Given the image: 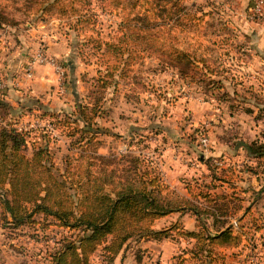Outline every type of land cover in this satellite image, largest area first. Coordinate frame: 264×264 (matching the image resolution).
<instances>
[{
    "label": "rangeland",
    "instance_id": "rangeland-1",
    "mask_svg": "<svg viewBox=\"0 0 264 264\" xmlns=\"http://www.w3.org/2000/svg\"><path fill=\"white\" fill-rule=\"evenodd\" d=\"M253 1L179 0L154 6L151 0H118L114 6L100 0H0V30L8 32L14 59H23L12 73L15 103L0 125L10 122L30 131L26 157L45 139L39 135H47L54 167L60 173L67 169L72 183L81 180L86 161L93 164L88 170L92 182L102 169L106 175L113 171L115 182L121 168L129 166L125 159L137 157L139 168L158 173L173 198L188 199L199 210L231 209L226 220L241 237L237 247L212 248L217 259L198 250L191 254L194 240L180 231L203 235L215 228L209 218L199 221L181 212L186 215L178 230L169 228L160 238H129L109 263L97 247L89 264H264L263 161L243 150L252 140L264 144V7L261 17H250ZM181 13L193 18L181 22ZM135 17L154 21L157 46L203 58L201 70L182 77L175 66L160 61L163 49L138 37L120 45L124 61L114 57L104 43L129 34ZM122 23L126 26L120 29ZM35 49L54 60L42 65L54 80L43 90L51 91L47 101L42 92L25 94L29 83L21 78V66ZM86 102L98 107L95 154L75 145L66 129H54L41 112L67 117L74 104ZM40 218L12 229L0 208V264H49L61 238L73 236ZM169 219L153 229L169 227L174 218Z\"/></svg>",
    "mask_w": 264,
    "mask_h": 264
},
{
    "label": "trees",
    "instance_id": "trees-1",
    "mask_svg": "<svg viewBox=\"0 0 264 264\" xmlns=\"http://www.w3.org/2000/svg\"><path fill=\"white\" fill-rule=\"evenodd\" d=\"M78 1L82 4L84 2ZM100 1L116 6L118 0ZM178 1L151 0V3L158 6ZM254 2L255 0L249 8ZM178 8L183 10L182 5ZM181 14V22L183 19L193 18H189L188 13ZM132 21L136 23L127 26L129 34L118 37L116 43H104L107 51L119 60L124 56L123 47L120 45L124 46L125 39L132 41L138 37L146 45L161 48L153 39L154 33L151 28L155 24L154 21H149L146 17H135L130 19V22ZM124 26L125 23H122L120 29ZM161 49L163 51L159 57L160 61L175 66L182 77L190 76L195 69L201 70V65H204L203 58L195 59L174 47ZM211 83L220 84L219 81ZM96 105V102L74 104L73 112L67 117L45 109H41V112L42 116L48 119L45 121L51 123L54 129H66L68 137L73 138L72 142L75 145L80 146V149L82 146L83 149L90 147L91 152L95 154L93 150V140L97 134L95 119L99 116ZM10 109L9 103L0 99V121L4 115L9 114ZM42 116L39 117L40 121H43ZM9 123L4 122L0 125V190H2L0 208L5 215L6 224L12 229L36 224L38 221L35 217L38 216L41 220H49L50 224L73 233L70 238H61L60 247L50 255L49 264H89L88 257L97 247H101L109 263L129 238H160L166 235L164 233L169 228L178 230L180 227L177 223L161 229L151 227L154 220L171 212H190L199 221L202 218L204 220L209 218L210 225L215 228L213 233L203 235L180 231L182 233L180 236H189L194 240L195 249L190 252L191 254L195 255L198 250L204 256L217 259L216 251H212V248H234L239 245L240 235L232 230L226 220L231 209L225 206L199 210L190 204L188 199L173 198L168 195L158 173L149 167L139 168L142 165L139 158L128 156L129 158L125 160L129 166L121 168L122 173L115 182L113 171L106 175L103 169H100V177H95L92 182L91 179L94 177L90 178L88 170L93 164L86 161V168L83 167L84 171L80 173L81 180L72 183L65 177L67 169L60 173L54 167L47 149V135H39L41 139H45L32 146L29 157H26L23 153L27 142L25 134H29L30 131H16L8 125ZM243 150L250 157L263 161L261 165H257H260L259 172L264 174V144L252 140L243 144ZM79 152L77 151L78 154ZM99 157L101 155L97 154L96 158ZM107 186L109 188L105 189ZM81 188L84 190L80 191ZM202 196L206 200L205 195ZM218 259L222 260L220 256Z\"/></svg>",
    "mask_w": 264,
    "mask_h": 264
},
{
    "label": "crops",
    "instance_id": "crops-1",
    "mask_svg": "<svg viewBox=\"0 0 264 264\" xmlns=\"http://www.w3.org/2000/svg\"><path fill=\"white\" fill-rule=\"evenodd\" d=\"M8 32L6 31H2L0 30V76H2V78H4L5 82H6V88L4 90V92L1 93L0 99H3L4 101L8 102L11 106H13V104L15 103V99H16V93L17 90H14L13 87L16 86L17 87V77H13L12 73L15 69H17V65L21 64V60L23 59H19L16 60L14 59V52L15 50H12V45H11V39L6 36ZM4 36V37H3ZM2 38H4V40H7L6 43H4L2 41ZM54 49V48H53ZM52 49V50H53ZM20 54H23L20 53ZM25 62V61H24ZM23 66V64H22ZM21 66V67H22ZM15 72V71H14ZM28 86L26 87V90L30 88V91H28L27 94L28 96H36V94H41V92L43 93V97H46V101L50 98L49 94L51 91H46L47 93H44L45 90H48V88L54 84V80H53V76L51 75L50 71H47L46 69H44V66L42 65H38L37 67L34 68L33 71V75L32 78L30 80H25ZM29 81V82H27ZM19 83V82H18ZM44 90V91H43ZM14 92H16L14 94ZM72 97L74 95V97H77L76 93H71ZM35 98H39L38 96ZM45 101V100H44ZM73 103V101H71ZM109 186H107L108 189ZM186 215V213L182 214L180 212H171L163 217H160L156 220L153 221L151 227L155 228L156 224H161L163 223L165 220L169 219L170 217L174 218L171 220L170 223H184V216ZM170 220V219H169ZM185 221V220H184ZM164 226V225H162ZM161 227V226H159Z\"/></svg>",
    "mask_w": 264,
    "mask_h": 264
},
{
    "label": "built area",
    "instance_id": "built-area-1",
    "mask_svg": "<svg viewBox=\"0 0 264 264\" xmlns=\"http://www.w3.org/2000/svg\"><path fill=\"white\" fill-rule=\"evenodd\" d=\"M264 7V0H255L254 4L252 7L249 9V14L250 17L254 18H259L261 17ZM54 60L52 58H48L45 54L44 51L41 49H35V51L32 53L31 58L26 60L24 65L21 67V78L24 80H30L33 75V70L35 65H53ZM57 65L55 64V67ZM6 82L2 76H0V94L2 91L6 88ZM1 123V122H0ZM35 124H37L35 122ZM16 131H24L22 130L21 126H15ZM25 128V127H23ZM202 141H205L204 138L201 139ZM2 196V190H0V197Z\"/></svg>",
    "mask_w": 264,
    "mask_h": 264
}]
</instances>
